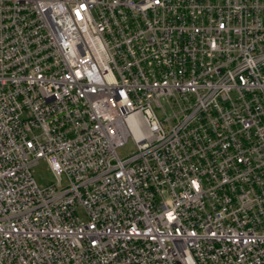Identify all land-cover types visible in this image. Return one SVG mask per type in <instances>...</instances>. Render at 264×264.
<instances>
[{
	"label": "built area",
	"instance_id": "obj_1",
	"mask_svg": "<svg viewBox=\"0 0 264 264\" xmlns=\"http://www.w3.org/2000/svg\"><path fill=\"white\" fill-rule=\"evenodd\" d=\"M0 264H264V0H0Z\"/></svg>",
	"mask_w": 264,
	"mask_h": 264
},
{
	"label": "rangeland",
	"instance_id": "obj_2",
	"mask_svg": "<svg viewBox=\"0 0 264 264\" xmlns=\"http://www.w3.org/2000/svg\"><path fill=\"white\" fill-rule=\"evenodd\" d=\"M134 150V145L127 139L123 146L116 149V154L119 157H123L125 155H129ZM31 176L38 187L47 186L50 184H55V178L52 176L49 171L46 162L43 159H38L36 163L31 167ZM64 184L65 181L62 180ZM79 217L83 218L82 211H77Z\"/></svg>",
	"mask_w": 264,
	"mask_h": 264
}]
</instances>
